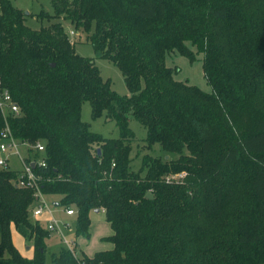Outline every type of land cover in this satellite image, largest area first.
Returning a JSON list of instances; mask_svg holds the SVG:
<instances>
[{"label":"trees","instance_id":"16d2710c","mask_svg":"<svg viewBox=\"0 0 264 264\" xmlns=\"http://www.w3.org/2000/svg\"><path fill=\"white\" fill-rule=\"evenodd\" d=\"M51 4L35 16L48 24L33 30L0 0V73L20 107L10 127L19 143L45 146L27 160L41 192L76 211L75 238H90L91 215L102 210L113 249L63 248L49 264H264V0ZM64 22L118 67L130 95L76 53ZM195 51L210 93L176 81L166 64L171 53L194 62ZM86 102L94 120L116 122L118 138L90 130ZM130 119L145 128L147 150L164 154L144 155L137 172ZM182 172L184 183H166ZM19 173L0 170V264H48L50 233L32 220L36 198L17 186ZM13 228L32 256L17 249Z\"/></svg>","mask_w":264,"mask_h":264},{"label":"rangeland","instance_id":"374dc122","mask_svg":"<svg viewBox=\"0 0 264 264\" xmlns=\"http://www.w3.org/2000/svg\"><path fill=\"white\" fill-rule=\"evenodd\" d=\"M18 4H13L15 7L18 6L23 8L25 13L31 14L28 15L27 25L31 27L33 30H40L42 27L46 26L47 22H42L37 19L41 11H47L52 13V0H33V2H29L30 0H15ZM27 1V2H26ZM29 2V3H28ZM66 31H75L73 26L69 22L63 23ZM78 32V31H77ZM75 43V50L78 55H81L86 58H91L95 61L96 66L99 68L102 78L105 81H110L112 85V89L118 93L119 95H130V92L126 86L125 79L121 73V71L116 67L111 61L100 58L94 51L91 43L88 42L87 36L83 33L80 36H76L72 39ZM196 52V51H195ZM166 64L168 67L177 69L175 72V80L178 82L188 83L189 85L197 86L202 91L210 93L212 92L211 86L208 84L207 80L204 77L203 72V54L196 52V60L191 62L188 58L181 56L176 53H171L167 56ZM82 121L90 125V130L94 133L100 134L106 138H118L120 136V130L115 121L107 119L105 116L94 120L92 118V107L89 102L83 104L82 107ZM130 129L135 134V141H133V152L132 158L133 163L131 165L132 170L137 172L140 170L142 165V158L144 155L149 154L154 157L156 156H164L161 153V147L159 145L154 146L153 150H147L146 148V130L145 128L136 120L130 119ZM21 155L24 158H28L29 150L27 146L20 147ZM19 157L14 155L11 161V169L13 171L19 172L21 171V163L19 162ZM167 159H169L167 157ZM46 202L49 204L50 208L53 210V218L57 220L59 232L52 233L49 237L46 238V247L47 240L49 239V245L53 249L56 246L60 245V242L64 243L63 236L68 238L69 240H74L73 230H74V220L66 217L65 211L61 208H55L53 204L55 200L53 197L46 196ZM73 220V221H72ZM67 221V222H65ZM93 223V231L91 244L95 242V248L99 249L102 247V244L108 245L105 242L96 239L99 234L106 233V230L111 231V227L109 223L106 221V217L101 213V215H93L92 216ZM45 228V227H44ZM46 229V228H45ZM52 236V237H51ZM27 246H31V242H26ZM84 243H82L83 245ZM75 250L78 252V255L81 254V249L79 248L78 243L75 245ZM25 250V249H22ZM27 251H24L26 254Z\"/></svg>","mask_w":264,"mask_h":264},{"label":"built area","instance_id":"2783aa9c","mask_svg":"<svg viewBox=\"0 0 264 264\" xmlns=\"http://www.w3.org/2000/svg\"><path fill=\"white\" fill-rule=\"evenodd\" d=\"M70 39L72 40L76 36H79L78 32L70 31ZM20 113V107L14 100L10 90L4 85L2 75L0 73V121L3 122L4 126L0 133V170H11L9 165V157L11 155H17L23 165L22 171L19 173L18 180L16 182L17 186L24 189H29L34 192L36 198V204L31 211V216L35 218H41L43 215L48 214L50 220L45 227L46 230L52 233H58L59 227L56 219L53 218V210L50 208L49 204L46 202V196L41 192L39 186V176L36 175L33 166H35V161H28V158H24L21 155L20 147L27 146L28 150H33L39 154L45 153V146L38 142L35 145L29 143L21 144L14 137L11 127L10 120L11 118L17 117ZM39 166H45L44 159H40L38 162ZM187 174L185 172L170 174L166 176V183L168 184H182L184 183ZM65 214L69 217L76 215V211L73 208L64 209ZM64 247L76 252L75 245L76 243L73 240H69L63 236ZM78 255V252H76Z\"/></svg>","mask_w":264,"mask_h":264},{"label":"crops","instance_id":"0c3cea01","mask_svg":"<svg viewBox=\"0 0 264 264\" xmlns=\"http://www.w3.org/2000/svg\"><path fill=\"white\" fill-rule=\"evenodd\" d=\"M10 2H12V4H18L15 0H9ZM27 2V1H26ZM29 2H33V0H30ZM28 2V3H29ZM18 9L24 11L23 8H20L18 6H16ZM25 12V11H24ZM27 15H31L29 13H27ZM35 17V16H34ZM12 157H14L13 155H11L8 159H9V165H10V169H11V161H12ZM19 162L21 163L20 159H18ZM23 169V165L21 163V171ZM12 170V169H11ZM20 172V171H19ZM60 208V207H59ZM62 209V208H61ZM64 210V209H63ZM101 213L104 215L105 217V213L102 211V210H99L98 213L94 212L92 213L91 215V226H90V238H85V237H79V238H75L74 236V242L78 245H79V248L81 249V252L85 253L86 255L88 256H93L96 252H99V251H103V250H109V249H113V244L106 241V238L108 237H111L113 235V230L111 228V231H107L106 230V233H102V234H99L98 235V238L96 239L97 240H100L102 242H105L107 243L108 245H105V244H102V247L99 249H96L95 248V242L93 244H91V239H93L92 237V231H93V223H92V216L93 215H101ZM66 215V214H65ZM66 217L70 218V219H73L74 222H75V217H69L66 215ZM32 220L33 221H36V222H39L40 224H42L44 227L47 226L49 220H50V216L48 214H45L43 215L41 218H35L33 216H31ZM72 220V221H73ZM67 222V221H65ZM110 225V224H109ZM111 227V225H110ZM73 235H75V223H74V230H73ZM52 237V236H51ZM12 239H13V242L15 244V246L17 247V249H19L21 251L22 254L26 255V256H32L33 254V247L32 245L30 246H27V241L22 237L20 236V234L16 231L15 228L12 229ZM50 239V238H49ZM49 239L47 240V263L49 264L51 262V257L56 254V253H59L61 249L65 248L63 243L60 242V245L59 246H56L55 249H53L52 247H50L49 243ZM82 243H84L82 245ZM22 249H25V250H22ZM24 251H27L26 254L24 253Z\"/></svg>","mask_w":264,"mask_h":264},{"label":"water","instance_id":"95a60500","mask_svg":"<svg viewBox=\"0 0 264 264\" xmlns=\"http://www.w3.org/2000/svg\"><path fill=\"white\" fill-rule=\"evenodd\" d=\"M148 197L151 198L152 195H149ZM53 206H54L55 208H58V207H59V203L55 202V203L53 204ZM98 212H99V210H96V213H98Z\"/></svg>","mask_w":264,"mask_h":264}]
</instances>
